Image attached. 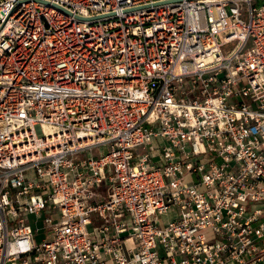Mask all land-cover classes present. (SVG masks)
I'll use <instances>...</instances> for the list:
<instances>
[{
  "label": "built area",
  "instance_id": "2783aa9c",
  "mask_svg": "<svg viewBox=\"0 0 264 264\" xmlns=\"http://www.w3.org/2000/svg\"><path fill=\"white\" fill-rule=\"evenodd\" d=\"M0 264H264V0H0Z\"/></svg>",
  "mask_w": 264,
  "mask_h": 264
},
{
  "label": "rangeland",
  "instance_id": "374dc122",
  "mask_svg": "<svg viewBox=\"0 0 264 264\" xmlns=\"http://www.w3.org/2000/svg\"><path fill=\"white\" fill-rule=\"evenodd\" d=\"M175 214H176V209H175V207H171V208H169V209L167 210L166 216L171 218V217H173ZM167 217H165V218H167ZM163 218H164V217H163ZM40 236H41V235H38V236H37V240L40 239Z\"/></svg>",
  "mask_w": 264,
  "mask_h": 264
}]
</instances>
